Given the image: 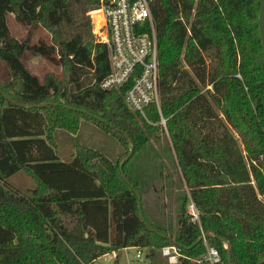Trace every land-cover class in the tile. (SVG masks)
Instances as JSON below:
<instances>
[{
    "label": "trees",
    "instance_id": "trees-1",
    "mask_svg": "<svg viewBox=\"0 0 264 264\" xmlns=\"http://www.w3.org/2000/svg\"><path fill=\"white\" fill-rule=\"evenodd\" d=\"M149 1L161 102L145 118L127 106L129 86H101L109 47L89 23L76 25L75 7L90 12L100 0H0V264H90L128 247L156 259L174 244L180 263L192 264L206 251L202 232L227 264V242L232 264L264 258L262 0ZM37 57L62 71L35 73ZM82 120L116 141L113 157L105 145L78 143L62 159L58 131L75 134ZM162 146L172 170L162 165L145 190L130 164H157ZM21 172L33 188L9 182ZM172 174L178 184L167 187ZM175 188L176 232L162 224ZM191 199L199 223L187 212Z\"/></svg>",
    "mask_w": 264,
    "mask_h": 264
},
{
    "label": "built area",
    "instance_id": "built-area-1",
    "mask_svg": "<svg viewBox=\"0 0 264 264\" xmlns=\"http://www.w3.org/2000/svg\"><path fill=\"white\" fill-rule=\"evenodd\" d=\"M100 18L96 40L109 47L110 73L101 81L104 89L128 87L127 106L145 118L146 108L156 104L160 109V61L154 18L149 0H100L90 11ZM166 127V120L161 116ZM187 212L192 222H200V211L191 199ZM206 251L198 257H189L192 264H227L219 249L209 243L202 232ZM142 252L139 250L137 256ZM161 255L170 264L180 263L182 256L176 245L161 249Z\"/></svg>",
    "mask_w": 264,
    "mask_h": 264
},
{
    "label": "rangeland",
    "instance_id": "rangeland-1",
    "mask_svg": "<svg viewBox=\"0 0 264 264\" xmlns=\"http://www.w3.org/2000/svg\"><path fill=\"white\" fill-rule=\"evenodd\" d=\"M83 6H76L75 7V15H76V25L78 27H84L82 26L83 22L88 23L91 26L92 33L95 35L96 31H98L99 25H100V18L96 13H93L90 15V12L83 11ZM75 25V26H76ZM12 27L13 32L18 36L21 37L25 34V30L16 25L13 24L12 21ZM86 28V25L85 27ZM69 29L66 32V35L69 33ZM97 37V36H96ZM30 68L38 74H46L47 72H58L60 73L62 70L61 68H54L53 66L49 65L48 62L45 59L42 58H33L29 62ZM58 69V70H56ZM57 139L59 141V152L62 157V159L68 160L71 158L72 153H74L75 144H86V145H92V146H101L105 145L111 152L112 157L115 153L118 152V145L116 144V141L113 140L108 135L103 134L100 129L92 122L87 120H82L80 129L75 134H71L68 132H64L59 130L57 133ZM108 153V152H107ZM109 154V153H108ZM110 155V154H109ZM142 160H145V157L141 158ZM137 161V160H136ZM157 164L155 165H137L135 161V167L131 166L130 164V170L129 174L140 181L142 187L147 190V184L148 186L151 184L156 185L159 178L158 171L162 167V165L165 168H169L172 170V160L170 153L166 150L164 146L159 148V154L157 155V158L154 160ZM174 173V171H172ZM9 182L13 183L15 186L21 188V189H27V188H33L35 186L34 180L27 175L24 172H21L11 178ZM165 185L169 187L170 185H173L174 182H177V176L172 174ZM175 183V185H176ZM184 189V188H183ZM182 190V189H181ZM174 194L173 197H180V191H178L176 188L173 190ZM152 193H149L147 197H149ZM171 198L168 196V199L165 203L164 209H165V217L167 219L163 220V226L167 228L170 231L176 232L179 228V208H180V202L178 203L177 198ZM147 204H150L149 198H147ZM152 203V201H151ZM148 215L151 217L152 212L146 208ZM152 218V217H151ZM158 223V222H157ZM160 224V222L158 223ZM142 252V255L140 257L137 256L138 251ZM118 258L113 257L112 253L109 252L108 255L101 256L100 258L92 261L90 264H170L166 258H164L161 255V251L159 252L156 259H152L149 256V252L147 249L139 248V247H128L125 249H120L117 251ZM182 264V263H178Z\"/></svg>",
    "mask_w": 264,
    "mask_h": 264
},
{
    "label": "water",
    "instance_id": "water-1",
    "mask_svg": "<svg viewBox=\"0 0 264 264\" xmlns=\"http://www.w3.org/2000/svg\"><path fill=\"white\" fill-rule=\"evenodd\" d=\"M259 29H260V35H261V41H262V50H263V56H264V0H262V2H261L260 12H259ZM6 97H7V95H6ZM9 99H11V98H9ZM132 152H133V150L131 151V153ZM128 158H129V156L126 157V159L121 163V167H123L125 161ZM127 181L129 182V180H127ZM136 192H137L138 197H139V205H140V208H141V199H142V196H141V194H140L139 191L136 190ZM207 235H209V233H206V237H207ZM167 237H169V236H167ZM227 248H228V254H229V260L228 261H229V264H232V262H231V245H230L229 242H227ZM263 263H264V258L261 259L258 264H263Z\"/></svg>",
    "mask_w": 264,
    "mask_h": 264
},
{
    "label": "crops",
    "instance_id": "crops-1",
    "mask_svg": "<svg viewBox=\"0 0 264 264\" xmlns=\"http://www.w3.org/2000/svg\"><path fill=\"white\" fill-rule=\"evenodd\" d=\"M209 88L211 87V86H208ZM112 253V255H113V257H115V258H117L116 257V255H117V253L116 252H111ZM109 253H107V254H105V255H108Z\"/></svg>",
    "mask_w": 264,
    "mask_h": 264
}]
</instances>
